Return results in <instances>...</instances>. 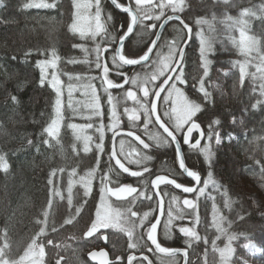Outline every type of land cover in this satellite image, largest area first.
Instances as JSON below:
<instances>
[{
    "label": "trees",
    "instance_id": "obj_1",
    "mask_svg": "<svg viewBox=\"0 0 264 264\" xmlns=\"http://www.w3.org/2000/svg\"><path fill=\"white\" fill-rule=\"evenodd\" d=\"M31 2L32 0H0V155H4L9 164L7 173L0 171V247H3L5 242L9 245L5 249L6 258L18 260L32 240L36 239L37 244L44 246L42 264H93L88 259V254L102 247L110 253L113 264H128L129 255L137 257L133 264H147V261L143 260L144 256L153 264H164V261L174 264V258L160 257L153 250L149 252L147 247L130 249L127 235L116 229L105 231L108 236L106 245L101 240L100 233L85 238V232L95 219L102 178L105 175L108 177L105 182L114 187L131 185L138 189V193L134 194L135 201L133 197L127 198L136 202L138 196L139 204L134 205L125 200L115 202L120 211L131 209L138 214H142V210L150 211L156 208V200L147 199L153 191L149 178L164 174L184 186H191L192 183L181 173L171 145L163 152L161 146L155 145L144 131H140L144 116L143 122L137 123L135 127L132 126L133 123L126 121L122 129L140 134L138 135L141 139L150 145L146 152L143 147L140 148L147 155L153 156V161L143 165L130 164L120 155L121 162L136 171H143L147 167L149 171L145 172L143 177L131 178L116 169L110 160L108 145L100 155L95 149L92 152H83L74 142L72 131L66 123L58 142H51L44 129L54 118L53 102L56 97L50 87L41 85L35 63L41 55L47 57L55 52L63 67L68 63L74 65L73 63L82 59V52L76 44L84 43V40L69 30L74 17V0H46L55 4L53 8L24 7ZM118 2L127 4V0ZM159 3L157 0V10L153 8L155 15L160 13ZM183 3V11L178 14L194 28V37L183 64L187 80V84L183 85L184 90L192 100L202 105V111L194 119L200 123L206 135L209 126L218 131L223 142L216 144L215 137L213 138L214 157L211 167L204 162L198 150L184 146L188 167L198 171L203 185L208 179L207 173L211 171L215 184L209 183L206 195L191 197L197 201L196 209L183 207V218L177 223L193 227L195 216L199 218H196V232L200 240L191 241L189 246L186 242L188 238L175 227L170 238L164 237V247L187 249L188 264H208V255L213 252L212 241L219 235L221 238L216 241V245L223 248L228 244L227 235H232L235 236L231 245L234 249L232 264H264V252L255 261L243 247V243L249 240L259 242V245L264 247V208L254 205L250 198L252 187L243 178L244 168L254 165L256 161L264 165L262 159L258 160L261 152L249 139L264 128V96L260 94V86L264 81L252 66L259 61L252 60L248 68L249 75L245 77L243 85L240 84L238 62H242L244 57L228 37L229 35L238 38V31H230L224 22L227 16L238 19L245 9L254 12L256 15L246 17L250 26L249 34L257 36L264 45V0H228L227 3L225 0H183ZM101 4L105 10L102 13L103 19H106L108 14L112 16V20L108 22L109 32H116L121 24L126 27L127 15L115 10L107 0H101ZM164 12V16L172 13L170 8H165ZM198 19L207 23L198 25ZM161 20H146L145 25L155 23L158 28ZM157 28L141 29L138 25L131 39L125 44L126 52L129 55L142 54L151 45ZM178 29L183 28L176 22L171 23L164 32V38L162 37L157 50L163 51V42L176 39L178 35L183 36L182 46L186 33L184 29L182 32H178ZM199 30L204 31L212 44V50L207 57V77L203 75L199 53ZM116 34L119 35L118 32ZM102 40L104 44L111 46V52L117 46L111 44L106 36ZM164 52H167L166 47ZM92 54L94 58L96 55ZM71 68V76L83 73L81 67ZM142 69L141 66L124 67V71L128 73ZM201 79L204 80L206 91L210 93V99L207 101L199 92ZM116 80L122 81L121 78ZM214 83H218L219 88ZM215 118L220 120L219 125L212 124ZM151 127L156 126L153 123ZM227 137L231 139L226 141ZM45 140H48L47 144L44 143ZM130 142L136 146L140 144L136 140ZM165 159L167 163H163ZM61 169L63 171H60ZM53 170L54 176L51 175ZM74 170L79 176L93 170L96 173L90 195L84 196L83 187L77 185L71 193L72 203L69 205L67 190ZM50 177L53 180L52 185L48 184ZM252 180L255 183L256 180ZM50 190L53 193L51 196ZM57 191L59 195L54 194ZM139 192H144V199L139 196ZM164 193H167V206L172 196L179 197V202L187 197L168 187H164ZM213 205L218 207L223 217V228L226 229L227 235H221L216 230L213 223ZM77 208H80L78 214ZM44 212H48L46 224L43 223ZM155 216L150 215L148 219ZM129 218L135 220L131 212ZM68 219L73 222L67 224L65 221ZM41 227L45 229L44 235H38ZM161 229L159 240L164 236ZM145 235L144 230L137 228L133 239L142 236L144 243L149 245ZM49 240L52 241L51 244L48 243Z\"/></svg>",
    "mask_w": 264,
    "mask_h": 264
},
{
    "label": "snow or ice",
    "instance_id": "obj_2",
    "mask_svg": "<svg viewBox=\"0 0 264 264\" xmlns=\"http://www.w3.org/2000/svg\"><path fill=\"white\" fill-rule=\"evenodd\" d=\"M228 0H225L227 3ZM134 3L135 7L132 6ZM111 4L119 9L121 12L127 15V23L126 27L124 24H121L116 32L119 33L117 36L116 32H109L108 30V22L112 20L111 14L107 15L106 19H102V13L105 11L102 7L101 0H79L76 2L74 0V5L76 11L74 13V18L72 23L69 25V30L74 34H79V36L83 39L85 37H91L95 40L96 37L100 36L102 39L106 36L111 44L117 45L112 49L111 52V60L114 65L117 67L122 66H135L140 65L144 69H152L150 72H146L143 75L136 74L132 76L130 79L126 74L124 75L123 84L114 83L111 79L108 78L109 67L107 65L103 66V84L107 87L105 91L112 88H121L124 84H131L132 88H137L143 95V101L138 99L136 91H133L131 88L127 90L126 96L128 99L134 101L137 105H139V109H132L130 114L128 115V120L132 122H137L140 120V112L143 113L144 123L143 130L144 133L148 136V138L155 143L157 146H175L176 159L179 164V169L183 174H186L187 177L191 178L192 181L199 185L201 182V175L198 171L190 170L189 167L185 164V157L182 153V145L181 139L179 138L181 133L182 143L183 145H187L191 149L198 150L199 153L203 156L204 162L211 167L214 152L212 149V141L215 137V143L219 144L221 142V137L218 131L212 129L209 126V131L207 134V143L201 146V140L205 139V132L201 128L200 123L196 122L194 119L197 115L202 111V105L194 100H192L186 92L178 85H186L187 80L185 78L184 73V65L182 63L184 59V48L181 46V41L183 40V36H179L176 39L171 41H165L162 47L167 48V53L163 54L160 51H157L156 58L152 59V53L154 48L157 46V41L160 40V34L157 33L155 39L152 40L151 45L147 47V49L142 53L137 55H129L125 49V41L129 36L134 33V30L139 25L141 29H156L157 25L155 23L150 25H145L146 20H154L159 21L161 17L165 15L164 9L170 8L173 14H176L180 11H183L184 3L183 0H161V3L158 5L160 8L159 15L153 14V8L156 5H153V0H129L127 4L118 2V0H111ZM145 5H153V7H145ZM25 8H53L55 7L54 3H48L46 0H32L31 3H27L24 5ZM95 9L92 12V9ZM250 15H256L254 12H251L248 9L243 10L240 13V17L238 19H233L231 16H227L224 21L227 23L229 30L235 29L238 31V39L234 36H229V39L232 45L238 49L239 54L244 57L242 62H238L239 67V80L240 84L243 85L245 77L249 75L248 68L251 64L252 60H258L259 63L252 65L255 67L256 73H259V78L264 81V45H262L261 39L257 36L249 34L250 26L249 21L246 17ZM179 20L180 24L183 26V29H187L189 37L191 36L192 29L189 27L187 23L184 22L183 19L180 18L179 15H168L167 18L159 25L160 29H163L165 24L170 20ZM230 22V23H228ZM198 25H203L207 23L205 20L198 19L196 21ZM183 29H178V32H182ZM197 35L200 37L199 39V53L201 57L202 67L204 69L203 75L207 77L208 75V54L212 50L211 42L205 38L203 32H198ZM82 50L87 52L86 48L82 47ZM108 48L105 47L101 49L100 45L97 44L94 51L96 52V68H101V59L103 52H108ZM59 57L55 52L52 53V59L50 60H40L37 61V67L40 69V82L43 86L45 80L48 78L47 69L49 67L55 68ZM121 75V73H118ZM254 75V74H253ZM163 77L162 82L157 84L156 82ZM255 78V75H254ZM71 79V77H70ZM79 79V77H77ZM171 81V83H169ZM61 81L58 76L53 73L50 81L51 88L55 91L56 99H55V118L51 120V123L44 129V132L47 133L49 137L55 138L59 133V128L61 124V120L63 117L62 114V91H61ZM84 91V95L88 97L83 103L84 107L89 109L91 115L87 116V119H91L92 116H100L101 108L99 103V97L96 95L95 87L88 83L80 85ZM261 95L264 96V83L261 84ZM73 86L70 84L68 86V95H69V107H73L71 96L73 92ZM90 90V96H89ZM166 92V95L163 97L164 105L168 106L164 111L163 115L167 118V122L161 119V116L157 113V101L161 98V93ZM199 92L203 95L205 101L210 99V93L206 91L204 86V81L201 79L199 81ZM153 96L151 100V104L149 107V97ZM15 100V98H13ZM112 96L109 94V104L112 103ZM81 102L77 101V104ZM74 111L78 109L73 108ZM128 111L127 109L125 110ZM153 117H155V124L159 126V129L163 130V134L159 131H149V125L153 124ZM111 124L108 125L109 130H112L115 136L120 135V132L116 131V129L120 126V119L115 111V107L113 106L110 114ZM233 122L234 118H233ZM212 124L219 125L220 120L218 118L213 119ZM135 127V124L132 125ZM70 127L77 132L76 139L82 140L84 144V151H90L89 143L92 140L91 136L83 135L85 128H91L92 124L89 123L86 126H80L77 124H71ZM100 133V143L96 145V147L103 152V140H104V125L101 124L100 128L97 129ZM193 133H199L198 139H195L193 142ZM127 136L133 137L136 141L143 146L144 149H148L150 145L145 143L143 139L139 135H136L133 131H128L126 133ZM31 144V141H29ZM45 144L48 143V140L44 141ZM120 154L124 155L125 153V141L123 139L120 140ZM136 155L140 158L138 159H129L128 163L140 165L143 162L151 159L150 156L141 155L139 152H136L133 149L131 152H128V156ZM117 154L115 150L112 152V159H115V164L119 167V169L123 173H127L132 177H140L145 172H148L149 169L145 167L143 172L141 171H130L128 167L125 166L124 163L121 162L120 159L116 158ZM9 170V164L4 155H0V171L7 173ZM111 170V169H110ZM60 171H63L61 169ZM94 171H90L86 174L85 177H81V186L84 189V196H89L91 193V184L92 179L94 178ZM52 176L55 175V170H53ZM71 175H75V172L71 173ZM208 179L204 181V187L200 188V194L204 193L205 188L208 187L209 183L215 184V181L212 179L213 173L209 171L207 173ZM108 180L107 175L102 178V186L100 188V206L97 208L95 213V219L90 223V227L85 232V238L92 237L97 233H100V236L107 239L106 236L101 232L102 229H116L119 232H122L127 235L129 243L128 247L130 249H138L141 246L147 247V250L151 252L153 247L157 252L167 254L169 256L175 257L177 253H179L180 249L162 247L161 243L158 242L157 239V229L160 224V219L157 218L154 223H151L150 226L146 228V238L147 241L151 242V246L144 243V238L142 236H137L135 240L133 239L134 233L137 228L146 227L145 221L148 220L151 215L150 212H144L142 218L139 220V224H137L134 220H130L125 212L120 211L119 209H113L111 204L108 202L107 197H115L117 200H123L127 197H133V201H135L136 197L134 194L138 192L136 187L131 185H122L120 187H109L108 183L105 181ZM152 186L154 188H159L160 185H174L175 188L181 189L184 193H193L196 191L195 187H186L182 186V184L177 183L175 179H170L164 175H158L151 181ZM48 184L52 185L53 180L51 177L48 179ZM72 181H69V193L72 191ZM55 195H59L60 193L57 191L54 193ZM53 193L50 190V196ZM160 193L157 192V196ZM167 195V193H165ZM140 197H144V192H139ZM148 200H151L152 197L148 196ZM69 205L72 203L71 195H69L68 200ZM51 205V200L49 201V206ZM164 202L163 198L160 200V215H164ZM183 205L187 208H195L196 204L193 200L184 199ZM172 206L176 207V212L174 213L172 210ZM131 212L132 217H136L137 213L128 210ZM77 214L80 212V208L76 209ZM44 221L43 223H47L48 212H44ZM177 218L182 219V210L179 208V197L172 196L170 201V207L167 212V221L164 225V237L170 238L172 235L173 229V221ZM199 218H197L198 220ZM223 217L218 218V212L213 205V223L216 227L217 232L221 233V235H227V231L222 227ZM67 224H71L72 219H68L65 221ZM40 223V221H38ZM55 231V229H53ZM179 232L186 238H188L187 243L191 246V241H199L200 236L197 235L195 228L190 227H180ZM45 229L43 227L40 228L38 235H44ZM99 238V237H98ZM221 237L218 235L215 240L212 241V250L214 252L219 253L220 260L222 264H229V260L232 257L234 252L232 245V241L235 239V236L227 235L228 244L223 248H218L216 245V241ZM49 244L52 243L51 240L48 241ZM205 243L207 241L205 240ZM9 245L5 242L3 247H0V264H42V260L44 257V246L42 244H37L36 239H33L31 244L28 246L27 250L24 252L22 256L19 257L18 260H10L6 258L5 249H7ZM245 248L252 249L255 246L252 244H245ZM38 249V250H37ZM257 251L259 249H256ZM96 253L93 252L91 254L92 258H96ZM101 257H105L102 260V264H109L106 259V253H99ZM183 255L185 258L187 257V253L184 252ZM119 259V258H117ZM136 259L135 256L129 255L127 258L128 264H133V261ZM143 260L148 261V264H151V261L148 260L147 256L143 257Z\"/></svg>",
    "mask_w": 264,
    "mask_h": 264
},
{
    "label": "rangeland",
    "instance_id": "obj_3",
    "mask_svg": "<svg viewBox=\"0 0 264 264\" xmlns=\"http://www.w3.org/2000/svg\"><path fill=\"white\" fill-rule=\"evenodd\" d=\"M128 1L129 0H127L126 3H128ZM37 2H39V1H37ZM76 2H79V0H76ZM156 2H157V0H153V5H156ZM159 2L161 3V0H159ZM133 4H132V6L135 7V5H133ZM153 5H150V6L153 7ZM146 6H149V5H145V7ZM156 8L157 7H154V9H156ZM158 9H160V8L158 7ZM75 11H76V8L74 9V13H75ZM94 11H95V9L93 8L92 9V12H94ZM170 14H173V13H170ZM102 19H103V15H102ZM199 32H203L204 33L203 30H199ZM204 36H205L206 39H208V36H206L205 33H204ZM193 37H194V35H193ZM228 37H229V35H228ZM198 38L200 39L199 36H198ZM83 40H84V43L78 42L76 44V46L82 52V59L79 62H77V63H73L72 62L74 65H70L68 63L66 65V67H63L62 64H60V61L58 60L55 68L49 67L47 69L48 78L45 80L43 86H48V87L51 88L50 81H51L52 74L55 73L58 76V78L61 81L60 87H61V91H62V97H61V99H62V114H63V117H62V120H61V124H60V128H59V133H58V135L55 138L50 137V140H51V142H55V143L58 142L59 136H61L60 130H61L62 126L65 124V122H67L66 125L72 131V135L74 136V142L76 144H78L82 149H84L83 141L76 139L77 132L75 130H73L70 127V125L71 124H77V125H80V126H86L87 124L91 123L92 124V127L91 128H85L84 129V132H83V135H88V136H91L92 137V140L89 143L90 151L91 150L93 151L95 149L98 152V154L100 155V154H102V152L96 147V145L98 143H100V139H99L100 133H99V131L97 129H99L100 128V125L103 124L104 125V136L107 133H110V134L113 133V131L112 130H109V127H108V125L112 123V121L110 120V114H111V110H112L113 106L115 107V111L117 112V115H118V117L120 119V123H123L122 124V128H124V125L126 124V121L124 122V119H126L127 121H129L128 120V115L130 114L131 110L132 109H137V110L139 109V105H137L134 101H132V100H130V99L127 98V96H126L127 90H129L131 88L133 91H136L137 97L141 101H143V95L139 91V89L132 88V86H131L130 83L127 84V86H126L127 88L126 89H125V87L124 88H121V89L117 90L116 93H112V91H110L109 89L106 92L105 91V88L107 86L105 84H103V80H102V78H103V60L101 59L102 67L101 68H96V56L94 57L95 58L94 59L92 57V55H93L92 53H94L96 55V52L94 51V49H95V47H96L97 44L100 45L101 49H104L105 47L110 48L111 46H109L108 44H104V42H103V40L101 39L100 36L96 37L95 40H93L91 37H85V38H83ZM192 40H193V38H192ZM161 41H162V39H161ZM161 41H160V43H161ZM82 47L83 48H86L87 49V52L83 51L82 50ZM162 48H163V51L162 50L160 51V50H157L156 49V51L154 52V54L152 56V59H155L156 58L157 51H160L163 54H166L167 53V52H164V47H162ZM50 59H52V53L49 54L47 57L44 56V55H41L40 58L37 61H40V60H50ZM106 59H107L108 64L110 66H112L113 63H112V60H111V54H110V57L109 58H106ZM37 61L35 63V68L38 71V73H39L38 75L40 77L41 76V73H40V69L37 67ZM71 67H81L82 68L81 71L83 73H80L79 76L78 75L71 76V75H69V70L72 69ZM151 70L152 69H144L143 68L142 70H139L138 72H136V74L143 75L146 72H150ZM124 74H126L129 77V79L132 76L136 75L133 72L132 73L126 72ZM208 74H209V66H208ZM70 77H71V79H70ZM77 77H79V79H77ZM108 78L111 79L115 83L118 82L117 80L115 81L114 79H112L109 75H108ZM124 78H125L124 76L121 78L122 79V81H121L122 83H123ZM163 79L164 78L161 77L160 80H158L156 83L159 84L160 82H162ZM88 83L92 84L95 87L96 95L99 97V103H100V108H101V113H102V115H100V116H92L91 119H87L86 118L87 116L91 115V112H90L89 109H87V108L84 107V103L83 102L88 97H86L84 95L85 89H83L82 87H80V85H82V84H88ZM122 83H120V84H122ZM70 84L73 86V89H74L73 92H72V96H71V101H72L73 107H69L68 86ZM214 85L219 88V84L218 83H214ZM178 87H181L184 90V86L183 85H178ZM54 93H55V91H54ZM109 94L113 98L111 104H109V102H108V100H109ZM164 95H166V92L164 93ZM89 96H90V90H89ZM55 97H56V94H55ZM152 97L153 96L150 95L149 100H148L149 107H150V104H151L150 102H151ZM55 99H54V102H53V115H52V118H53V116L55 118V112H54ZM77 101H79L81 103L77 104ZM159 106H160L159 107L160 111H162V110L165 111L166 108L168 107V106L164 105L163 99H161V103H160ZM73 108H76L78 110L77 111H74ZM126 109L128 110L127 112L125 111ZM158 112H159V110H158ZM104 115L107 116V119H105V116ZM159 115H160V112H159ZM140 117L141 118H140L139 121H137V122L130 121V124H132V123L137 124L139 122H143V120H142L143 113L142 112H140ZM96 119H98V120H96ZM105 120H106V123L104 124L103 122ZM95 121H97L99 123V127L98 128L95 126V124H96ZM50 123H51V121H50ZM151 126H152V124L149 125V131H158L159 128L158 129L156 127H153L152 128ZM155 126H157V125H155ZM141 127H142V130H143V126H141ZM230 139H231L230 137H227L226 138V141H229ZM249 139H250L251 142H253L255 144L256 148L261 152L260 158L258 160L262 159L264 161V128H263V130H260L259 133L250 136ZM124 141H125V153H124V155H121V154L120 155L123 156V158H126L127 161H129V159H138V158H140V157L136 156L135 154L133 156H128L127 155L128 152H131L133 149H135V151L136 152H139L141 155H147L145 153L147 151V149H144V151H145L144 152L142 150V148H140V147H142L141 144H138L139 146H135L132 149H131V147H129V149L126 150L128 148V146H129V144H127L128 142L126 140H124ZM207 142H208L207 141V137H205V141H204V143L201 146H203ZM222 142H223V139L221 138V142L219 144H221ZM118 146H119V151H120V144H118ZM103 147L105 148L104 145H103ZM90 151H88V152H90ZM126 156H128V157H126ZM147 156H150L151 159H149V160H147L145 162L153 161V159H154L153 156H151V155H147ZM109 157H110V160H111V154L109 155ZM145 162H143L140 165H143ZM73 172H75V175L72 176V180H71L72 181V185H71L72 191L74 190V188L77 185H81V182H80L81 181V177H85L86 174H87L86 173L85 175H80L79 176L77 174L76 170H74ZM95 173H96V171H94V177H95ZM243 178L252 187V191H251V194H250V198L253 201L254 205L256 207L264 208V165H262L261 163H259V161H256V163L254 165L248 166V167L244 168L243 169ZM252 179H255L256 180L255 183L252 182L253 181ZM93 180H94V178L92 179L91 188L93 187ZM108 186L115 188L114 186L110 185L109 183H108ZM203 187H204V185H202L201 188H203ZM72 191H71V193H72ZM67 193L69 195H71L68 190H67ZM206 193H207V188H205L204 193L202 195L200 194V191H199L198 194H196V196L197 197H202V196L206 195ZM144 198H145V195H144V197H142V199H144ZM185 199L193 200L195 204L197 202L196 200H194V198L187 197ZM107 200L111 204V206L113 207V209H118L115 206V201L111 197H107ZM183 200L184 199H182V201L179 202V208L182 210V215H183V212H184V209H182V208L185 207L183 205ZM99 206H100V201L98 203V207ZM169 207H170V202H168V206H166V208H165L164 225H165V223L167 221V212L169 210ZM215 207H216L217 212H218V218L219 217H222L220 215V213H219L218 207L217 206H215ZM188 209L193 210V209H196V207L195 208H188ZM172 210L175 213L176 212V207L175 206H172ZM156 215H157V213H156ZM196 218L197 217L195 216V218L193 220V221H195V225L193 227L187 226V224H185V226L178 225L177 223L181 219L180 218L175 219L173 221V229H172V231L174 230L175 227L178 230H179L180 227H190V228H195V230H196V226H197V220H196ZM185 221H188V220L185 219ZM184 223H186V222H184ZM221 223H222V227H223V220H222ZM106 230H108V229H103L102 233L104 234V236L107 237V234L105 233ZM197 234H198V232H197ZM100 238L102 240V237H100ZM245 244H252L255 247L252 248V249H248V248H245L244 247ZM243 247L245 249V252L248 254V256L251 259L255 260V261H257L261 257L260 254L262 252H264V247H261L259 245V242H255V241H251V240L246 241L245 243H243ZM101 249H103V247L102 248L95 249V250H101ZM175 249H178V248H175ZM256 249H259V250L257 251ZM233 257H234V252L232 254L231 259L229 260V264H232L231 261H232ZM207 261H208V264H222V262L220 260V257H219V253L218 252H214V251L211 252L208 255V260ZM25 264H28V262H25ZM151 264H153L152 261H151ZM246 264H252V263L246 262ZM255 264H258V262H255Z\"/></svg>",
    "mask_w": 264,
    "mask_h": 264
},
{
    "label": "flooded vegetation",
    "instance_id": "obj_4",
    "mask_svg": "<svg viewBox=\"0 0 264 264\" xmlns=\"http://www.w3.org/2000/svg\"><path fill=\"white\" fill-rule=\"evenodd\" d=\"M168 14V13H167ZM168 16V15H167ZM164 19V17L162 18V20ZM161 20V21H162ZM161 23V22H160ZM160 25V24H159ZM164 38V37H163ZM162 38V39H163ZM106 54L104 55L105 57H102V60H103V66H104V61H107V59L106 58H109L110 57V54H111V47L109 48V50H108V52H105ZM107 66L109 67V73H108V75L112 78V79H114L115 81H116V79L117 78H122L124 75V73H126V71H124V67H117L116 65H113L112 64V66H110L109 64H108V62H107ZM136 70H133V73H135L136 74ZM118 73H121V75H118ZM104 79V76H103V78H102V80ZM115 83V82H114ZM117 83H122L121 81H118ZM127 86V85H126ZM127 87H125V89H126ZM110 90V89H109ZM110 91H112V93H116L117 92V90H110ZM163 96H164V94H163ZM163 96H162V98L161 99H163ZM152 99H153V97H152ZM151 99V100H152ZM151 103V102H150ZM160 103H161V100L159 101V103H158V110H159V112H160V115H161V118L165 121V122H167V118L166 117H164V115H163V113H164V110H162V111H160V109H159V105H160ZM104 113V112H103ZM105 116V115H104ZM103 119V118H102ZM105 119H107V116H105ZM71 120V119H70ZM96 120H98V119H96ZM125 121H127L126 119H124V122ZM130 122V121H129ZM65 123H67V122H65ZM95 126L98 128L99 127V123L97 122V121H95ZM104 124L106 123V120L103 122ZM153 123L155 124V122H154V120H153ZM94 124V123H93ZM122 124L123 123H120V126H119V128L118 129H116V131H118V132H120V131H130V130H126V129H122ZM134 124V123H133ZM136 125V124H135ZM156 125V124H155ZM156 128L158 129V127L156 126ZM63 131V126H62V128H61V130H60V134H61V132ZM140 131H143L142 130V127L140 128ZM158 131H160L159 129H158ZM204 132H205V130H204ZM137 133V132H136ZM160 133L161 134H163V132H161L160 131ZM59 134V135H60ZM139 134V133H138ZM138 134H136V135H138ZM113 135H114V133H112V134H110V133H107L105 136H104V140H103V145L104 146H107L108 145V148H109V153L111 152V148H112V145H113V141H114V139H113ZM140 135V134H139ZM182 136H183V133H181V135H180V139H181V145H182V148H184V146H187V145H183V143H182ZM205 137H207V135H206V133H205ZM199 138V135L198 134H194L193 135V142L195 141V139H198ZM121 139H123V140H126L128 143L127 144H129V146H128V148L126 149V150H128L129 149V147H131V149L133 148V147H135L136 146V144H130L131 142H130V140H132V141H135V139L133 138V137H130V136H127V135H123V136H119L116 140H115V143H116V149H117V153H118V156H119V158H120V151H119V146H118V144H119V142H120V140ZM128 139H129V141H128ZM171 145V144H170ZM143 147V146H142ZM169 147L168 146H161V150L164 152V151H166L167 149H168ZM171 148H173L174 149V151H175V146L174 145H171ZM83 150V149H82ZM184 151V150H183ZM83 152H85L84 150H83ZM90 152H92V150L90 151ZM86 153H88V152H86ZM110 155V154H109ZM123 157V156H122ZM126 157H128V156H126ZM125 160H126V158H124ZM127 161V160H126ZM167 163V160L165 159V160H163V163ZM141 172H143V171H141ZM161 175H164V174H161ZM144 176V174L142 175V177ZM156 176H158V175H156ZM156 176H154V177H151V178H149V185L151 184V181L153 180V178H155ZM141 177V176H140ZM185 177V176H184ZM135 178H137V177H135ZM186 178V177H185ZM191 182V181H190ZM192 183V185L191 186H188V187H192L194 184H193V182H191ZM164 187H168V188H171V187H169V186H166V185H162L161 186V193H162V196H163V199H165V203H166V206H167V199H166V196L167 195H165V193H164ZM171 189H173V188H171ZM174 190V189H173ZM199 192V189H198V191L193 195V196H195L197 193ZM181 194V193H180ZM149 196H151L152 197V199H155L156 200V208L154 209V210H150V211H147V210H142L141 211V213L142 214H138L136 211H134V212H136L137 213V216L135 217V222L137 223V224H139V220L142 218V216H143V213L144 212H150L151 213V215H152V217L153 216H155L156 215V213H157V206H158V200H157V198H156V196H155V194H154V191H152V194L151 195H149ZM193 196H190L189 198H191V197H193ZM185 198H187V197H185ZM185 198H183V199H185ZM125 202H130V203H133L134 205H136V204H139L138 202H139V198H138V196H137V201L136 202H132V201H130L128 198H125ZM127 210H125V212H126ZM126 215L128 216V218H129V211H127L126 212ZM157 216V215H156ZM156 216L154 217L155 219H156ZM154 218H152V219H154ZM130 219V218H129ZM152 219H148V220H146L145 221V225H146V227H143V228H140V229H142V230H144L145 232H146V228H147V226H150V224H151V221H152ZM154 219V220H155ZM162 225H163V227H162V229L161 230H163L164 231V219H163V223H162ZM103 231V229L101 230V232ZM107 231V230H106ZM146 236V235H145ZM101 237V236H100ZM107 239H108V236H107ZM107 239L106 240H104V238L102 237V241L106 244L107 243ZM159 242L161 243V245L164 247V236H162L161 237V240H159ZM103 248H105V247H103ZM106 249V248H105ZM155 253V252H154ZM110 254V253H109ZM156 254V253H155ZM157 255V254H156ZM158 256H160V255H158ZM111 257V256H110ZM136 257V256H135ZM160 257H163V256H160ZM137 258V257H136ZM171 258H174L175 259V263L174 264H182V258H180V257H178V258H175V257H171ZM167 259V258H166ZM112 260V259H111ZM150 260V259H149ZM165 260V259H164ZM151 261V260H150ZM112 264H113V262H112ZM147 264H148V261H147ZM164 264H167V263H165V261H164Z\"/></svg>",
    "mask_w": 264,
    "mask_h": 264
},
{
    "label": "water",
    "instance_id": "obj_5",
    "mask_svg": "<svg viewBox=\"0 0 264 264\" xmlns=\"http://www.w3.org/2000/svg\"><path fill=\"white\" fill-rule=\"evenodd\" d=\"M110 4H111V0H107ZM129 2V1H128ZM112 5V4H111ZM112 7L115 9V10H117L118 12H120V13H122V14H125V13H123V12H121L119 9H116L113 5H112ZM126 15V14H125ZM171 15H179V14H171ZM180 16V15H179ZM167 18V16L161 21V23H163V21L165 20ZM180 18L181 19H183L181 16H180ZM184 20V19H183ZM173 22H177L178 24H180V22H179V20H170V21H168V23L167 24H165V26H164V28L163 29H160L159 27H158V30H157V32H156V34L157 33H159L160 34V40L159 41H157V46H156V48H154V50H153V53H152V56H153V54H154V52L156 51V49H157V47H158V45H159V43H160V41H161V39H162V35H163V33L165 32V30H166V28L171 24V23H173ZM184 22H185V20H184ZM160 23V24H161ZM186 23V22H185ZM188 24V23H187ZM181 25V24H180ZM189 25V27L192 29V33H191V36L189 37V34H188V31H187V29H184L185 30V33H186V39H185V41H184V43H183V45H182V47L184 48V59H183V61H182V63L184 64V60H185V55H186V51H187V49H188V47H189V45H190V43H191V41H192V38H193V35H194V29H193V27L190 25V24H188ZM182 26V25H181ZM182 28H183V26H182ZM137 29V28H136ZM136 29L134 30V33H135V31H136ZM133 33V34H134ZM133 34L131 35V36H129L128 38H127V40L125 41V44L131 39V37L133 36ZM156 34H155V36H156ZM154 39H155V37H154ZM105 55V52L103 53V56ZM152 58V57H151ZM104 65H107V63H106V61H104ZM136 66H140V65H135V66H124V67H136ZM169 83H171V81L169 82ZM114 89H118V88H114ZM165 93V92H164ZM164 93H161V98H162V96H163V94ZM161 98H160V100H161ZM159 100V101H160ZM159 101H157V113H158V103H159ZM153 119H154V121H155V117H153ZM197 122V121H196ZM157 125V124H156ZM158 126V125H157ZM158 128H159V126H158ZM201 128H202V126H201ZM203 129V128H202ZM160 130H162V129H160ZM204 130V129H203ZM162 132H163V130H162ZM126 133L127 132H123V133H120V134H124V135H126ZM194 134H198L199 135V133H193V135ZM116 138H117V136H115V139H114V141H113V145H112V151H111V153L115 150V152H116V154H117V149H116V143H115V140H116ZM200 138V137H199ZM204 141V139H202L201 140V144H202V142ZM181 150H182V153L184 154V151H183V148H181ZM184 157H185V154H184ZM116 158L118 159V155L116 156ZM114 161H115V159H114ZM185 164H186V166L188 167V165H187V162H186V158H185ZM190 170H192V169H190ZM181 171V170H180ZM185 175V177L188 179V180H190L191 182H193V186L192 187H195L196 188V191L195 192H193V193H184L183 191H182V188L181 189H177V188H175L174 187V185H166V186H169V187H171V188H173L175 191H177V192H179V193H182V194H185L186 196H191V195H194L197 191H198V188L200 187V185H201V182H202V178H201V182H200V184L199 185H196V183L194 182V181H192L191 180V178H189V177H187L186 176V174H184ZM164 176H166V175H164ZM167 177H169V176H167ZM170 179H173V178H171V177H169ZM153 179H155V178H153ZM177 183H179L178 181H176ZM163 185V184H162ZM162 185H160V186H162ZM159 186V187H160ZM183 186V185H182ZM152 188H153V191H154V194H155V196L157 197V200H158V204H160V200H161V198H163L162 197V195H161V193H160V188H154L153 186H152ZM157 192H159L160 193V195L159 196H157ZM115 198V197H114ZM164 200V214H165V208H166V203H165V199H163ZM163 216L164 215H160V207H159V211H158V217L157 218H159L160 219V224L158 225V229H157V235H158V231H159V228H160V225H161V222H162V218H163ZM150 242V241H149ZM151 243V242H150ZM153 248H154V246H152ZM178 249H180V248H178ZM154 250H155V248H154ZM181 251L179 252V253H177V255L176 256H181L182 258H183V262H182V264H187V262H188V251L187 250H184V249H180ZM156 251V250H155ZM93 252H95L97 255H96V258L95 259H93L92 258V256H91V254L93 253ZM101 252H104V253H106V259L108 260V262H109V264H112V260H111V257H110V254L107 252V251H105V250H102V251H99V252H97V251H92L91 253H89V255H88V258H89V260L93 263V264H102V260L103 259H105V257H101L100 255H99V253H101ZM157 252V251H156ZM184 252H186L187 253V257L185 258V256L183 255V253ZM158 254H160V255H164L165 257H172V256H169V255H167V254H164V253H160V252H157Z\"/></svg>",
    "mask_w": 264,
    "mask_h": 264
},
{
    "label": "bare ground",
    "instance_id": "obj_6",
    "mask_svg": "<svg viewBox=\"0 0 264 264\" xmlns=\"http://www.w3.org/2000/svg\"><path fill=\"white\" fill-rule=\"evenodd\" d=\"M108 2V1H107ZM109 3V2H108ZM110 4V3H109ZM111 5V4H110ZM112 6V5H111ZM168 28V27H167ZM166 28V29H167ZM158 30V29H157ZM166 31V30H165ZM157 32V31H156ZM163 35H164V33H163ZM163 35H162V37H163ZM104 53V52H103ZM102 57H105V56H103V54H102ZM107 62V61H106ZM124 67V66H123ZM137 67H140V66H136V67H125V68H137ZM123 84V83H122ZM126 85L127 84H124L123 85V87H121V88H124V87H126ZM121 88H118V89H114V88H112L113 90H119V89H121ZM112 89H110V90H112ZM158 114H159V112H158ZM162 119V118H161ZM154 120V119H153ZM155 122V121H154ZM158 127V126H157ZM162 131V130H161ZM123 132H128V131H120V133H123ZM124 134H120V135H117V138L119 137V136H123ZM125 136V135H124ZM116 138V139H117ZM205 141V140H204ZM204 141L202 142V144L204 143ZM201 144V145H202ZM111 151H112V148H111ZM110 154H111V161H112V163H113V165H114V167L116 168V169H118V170H120L119 169V167L115 164V161H114V159H112V153L110 152ZM117 155H118V153H117ZM118 159H120L119 158V156H118ZM126 166V165H125ZM126 167H128V166H126ZM129 169H130V171H136V170H134V169H132V168H130V167H128ZM121 171V170H120ZM182 173V172H181ZM127 174V173H126ZM183 174V173H182ZM129 177H131V178H135V177H132V176H130L129 174H127ZM184 175V174H183ZM185 176V175H184ZM202 178V177H201ZM202 185H203V179H202V182H201V185H200V187L198 188L199 190H200V188L202 187ZM151 186H152V183H151ZM160 188V193H161V186L159 187ZM153 189V188H152ZM161 195H162V193H161ZM183 195H185V194H183ZM186 196V195H185ZM191 196H193V195H191ZM163 197V196H162ZM187 197H190V196H187ZM115 202H121V201H124L125 199H123V200H117L116 198H114V197H111ZM157 198V197H156ZM163 202H164V200H163ZM164 206V205H163ZM158 211H159V204H158V206H157V216H156V219H157V217H158ZM155 219V220H156ZM163 219H164V216H163V218H162V222H161V225H160V228H159V231H158V235H157V239H158V242H159V232H160V229H161V226H162V223H163ZM155 220H154V222H155ZM153 222V223H154ZM104 240H106L105 238H104ZM148 243H149V245L151 246V243L149 242V241H147ZM163 247V246H162ZM102 250H105V251H107L105 248H103V249H101V250H93V251H97V252H99V251H102ZM184 250H187V249H184ZM153 251L157 254V255H160V254H158L155 250H154V248H153ZM188 251V250H187ZM92 252V251H91ZM90 252V253H91ZM108 252V251H107ZM109 253V252H108ZM89 255V254H88ZM160 256H163V257H165L164 255H160ZM175 257H180V258H182L181 256H175ZM166 258H171V257H166ZM89 259V258H88ZM113 262V261H112ZM182 262H183V258H182ZM189 263V252H188V262H187V264Z\"/></svg>",
    "mask_w": 264,
    "mask_h": 264
}]
</instances>
